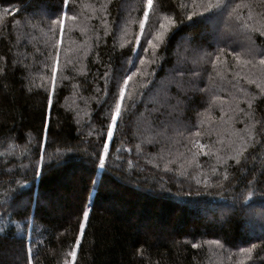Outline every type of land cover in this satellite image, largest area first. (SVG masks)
Listing matches in <instances>:
<instances>
[{"label": "trees", "instance_id": "1", "mask_svg": "<svg viewBox=\"0 0 264 264\" xmlns=\"http://www.w3.org/2000/svg\"><path fill=\"white\" fill-rule=\"evenodd\" d=\"M206 2L154 0L150 25ZM226 2L170 35L100 168L97 89L142 67L143 0H0V264H264V0Z\"/></svg>", "mask_w": 264, "mask_h": 264}, {"label": "snow or ice", "instance_id": "2", "mask_svg": "<svg viewBox=\"0 0 264 264\" xmlns=\"http://www.w3.org/2000/svg\"><path fill=\"white\" fill-rule=\"evenodd\" d=\"M65 2H67V0H65ZM228 7L229 6L226 0H215V2L207 0L206 4L202 5V11L200 13H189L179 24L175 19L166 18L169 20L168 24L160 23L159 27L156 28L155 25H150V16L156 10L154 0H143L141 6L143 19H141L139 23L140 32L138 35H135L132 40L124 41V44L135 46L133 50L135 51L136 59L139 61V65L142 67H137L135 62L128 61L127 63L130 67L125 68L121 76L114 77L110 72H105L103 75L104 87L103 89H97V91L104 92L105 103L108 102V97H111V100L113 101V106L109 107L110 123H108L106 127V138L105 133L101 131L95 142V151L90 153V155L94 157V160L98 161V166L100 168H104L106 166V157L110 154V142L113 141L115 134L117 132H123L124 130L120 127V121L123 120L125 115L141 101L144 91L147 90L148 86L153 82L151 78L155 76V67L159 66V60L163 58L159 50L167 46L170 35L174 34V31H178L182 25L193 24L194 18L202 20L210 19L212 17H222L225 12H228ZM233 12H228V15H233ZM63 15L66 17L67 13H64ZM59 23L61 29H63L64 20L61 19ZM124 36H127L126 31L124 32ZM124 44H121V47H124ZM147 56H151V59H146ZM217 59H219V57H217ZM261 63L264 64V60H262ZM137 76L144 77L146 82L141 85V89L136 93H129L128 86L133 78ZM55 80L56 68H53V92L56 90ZM250 83L256 82L250 81ZM256 88L259 89L261 98H264V86L256 83ZM201 91H207V89H201ZM162 92L165 100L170 97V88L168 86H165L162 89ZM51 103L52 101L49 98V104ZM248 106L249 108L252 107L251 102H249ZM239 111L245 116L248 115L244 109H239ZM45 127L47 128V125H45ZM197 135H199V133H197ZM200 147L203 148L204 146L200 145ZM42 172L43 169L41 167L37 170L36 174L41 175ZM197 183H199V181H197ZM89 215L90 211L88 209L83 210V218L85 221L88 220ZM79 227L81 233H83L85 224L80 223ZM80 242V238L77 237L76 245L79 246ZM70 255L74 262L77 255L75 249L70 253ZM29 264H31V261H29Z\"/></svg>", "mask_w": 264, "mask_h": 264}]
</instances>
